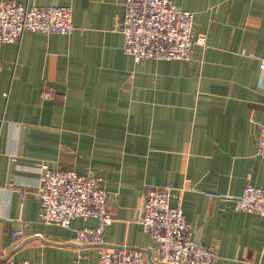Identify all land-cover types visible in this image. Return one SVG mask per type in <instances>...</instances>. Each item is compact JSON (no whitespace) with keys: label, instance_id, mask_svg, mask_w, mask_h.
I'll return each mask as SVG.
<instances>
[{"label":"crops","instance_id":"obj_1","mask_svg":"<svg viewBox=\"0 0 264 264\" xmlns=\"http://www.w3.org/2000/svg\"><path fill=\"white\" fill-rule=\"evenodd\" d=\"M16 1L72 6L75 29L2 47L0 264H97L106 247L159 264L140 219L147 192L170 184L214 264H264V216L239 207L247 185L264 188V0H172L195 13L205 44L188 60L138 62L119 29L125 0ZM40 166L103 178L114 216L104 245L76 240L95 218L42 220Z\"/></svg>","mask_w":264,"mask_h":264},{"label":"built area","instance_id":"obj_2","mask_svg":"<svg viewBox=\"0 0 264 264\" xmlns=\"http://www.w3.org/2000/svg\"><path fill=\"white\" fill-rule=\"evenodd\" d=\"M195 13L177 6L172 0H125V14L120 24L124 51L135 61L188 60L196 44H205L206 36H194ZM75 29L73 7L69 5H30L16 0L0 1V63L2 47L21 41L27 31L71 34ZM264 68V61L261 64ZM55 91H43L44 99ZM258 153L264 156V124L259 127ZM40 185L35 195L40 202L45 223L70 227L73 220L95 218V226L78 229L80 243L105 244V230L114 221L109 206V192L103 178L82 174L74 169L55 170L37 167ZM14 189V188H11ZM174 186L150 189L142 206L140 222L155 241L159 264H214L213 247L193 238V227L184 209L171 203ZM26 191H21L23 196ZM241 210L264 216V188L247 185L239 197ZM15 231L14 237H21ZM3 264H34L30 260L8 258ZM97 264H146L142 249L106 247Z\"/></svg>","mask_w":264,"mask_h":264}]
</instances>
